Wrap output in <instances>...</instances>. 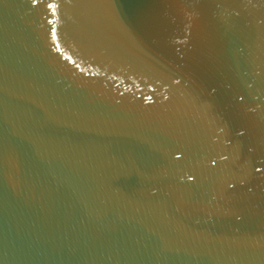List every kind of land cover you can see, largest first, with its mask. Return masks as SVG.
Wrapping results in <instances>:
<instances>
[{"label":"water","instance_id":"95a60500","mask_svg":"<svg viewBox=\"0 0 264 264\" xmlns=\"http://www.w3.org/2000/svg\"><path fill=\"white\" fill-rule=\"evenodd\" d=\"M0 264H264V0H0Z\"/></svg>","mask_w":264,"mask_h":264}]
</instances>
